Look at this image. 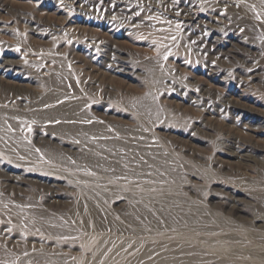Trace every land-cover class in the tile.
I'll return each instance as SVG.
<instances>
[{
  "label": "rangeland",
  "instance_id": "rangeland-1",
  "mask_svg": "<svg viewBox=\"0 0 264 264\" xmlns=\"http://www.w3.org/2000/svg\"><path fill=\"white\" fill-rule=\"evenodd\" d=\"M85 3L0 0V62L13 66L4 70L7 75L0 73V80L21 91L12 90L7 99L1 93L0 107L14 111L28 106L34 90L45 91L49 80L58 79L67 98H75L81 108L93 112L98 128L109 137L100 148L86 146L77 155L67 156L32 139L49 133L45 128L55 123L23 115L12 124L15 127H7L22 143L18 146L11 137L0 138V175L5 168L27 173L45 170L62 180L60 191L66 190L65 185L104 191L102 200L110 208L120 203L116 196L131 201V192L174 191L166 200L194 202L201 215L188 224L172 219V227L155 218L144 224L123 222L115 232L85 223L41 225L33 217L39 210L34 203L44 198L51 185L34 177V182L27 181L22 200L0 191V264H11L13 259L30 264V258L17 256V247L10 242L14 236L27 247L45 246L46 241L48 247L56 248V258L41 257L42 264H77L78 259L92 260L90 247L98 232L115 241L128 232L145 236L156 228L171 240L191 230L210 245L228 248V256L207 250L204 264H256V255L264 258V40L221 26L220 16L210 21L212 0H185L189 20H183L164 0H108L106 6L98 0ZM219 196L228 204L221 203Z\"/></svg>",
  "mask_w": 264,
  "mask_h": 264
},
{
  "label": "bare ground",
  "instance_id": "bare-ground-1",
  "mask_svg": "<svg viewBox=\"0 0 264 264\" xmlns=\"http://www.w3.org/2000/svg\"><path fill=\"white\" fill-rule=\"evenodd\" d=\"M4 2V0H2ZM55 1V0H54ZM68 1V0H62ZM72 5H84L87 0H69ZM129 1V0H128ZM161 1V0H160ZM171 5L176 13H180L183 20H189V6L185 4V0H164ZM261 1V0H260ZM108 0H98V4L107 5ZM138 2V1H137ZM151 2V1H150ZM157 2V1H156ZM239 3H233L231 0H212V6L208 19L215 21L217 16L222 18V25L225 28L233 29L234 31H247L253 36V40H264V4L259 0H242ZM89 3V2H88ZM139 3V2H138ZM93 4V3H92ZM91 4V5H92ZM130 4V3H129ZM159 4V3H158ZM262 4V5H261ZM37 5V4H35ZM69 5V3H68ZM109 5V4H108ZM148 5V4H147ZM169 5V6H170ZM208 5V4H207ZM33 6V4H32ZM123 6V5H122ZM146 6V5H145ZM68 7V6H67ZM75 7V6H74ZM121 7V6H120ZM126 7V6H125ZM140 7V6H139ZM198 7V6H197ZM4 8V7H3ZM58 8V7H57ZM111 8V7H110ZM161 8V7H160ZM82 9V8H81ZM87 9V8H86ZM101 9V8H100ZM106 9V8H105ZM104 9V10H105ZM162 9V8H161ZM63 10V9H62ZM83 10V9H82ZM121 10V9H120ZM194 10V9H193ZM192 10V11H193ZM76 11V10H75ZM111 11V10H110ZM45 12V11H44ZM115 12V11H114ZM120 12V11H119ZM107 13V12H106ZM130 13V12H129ZM242 13L244 15H242ZM63 14V13H62ZM122 14V13H121ZM42 15V14H41ZM48 15V14H47ZM79 15V14H78ZM103 15V14H101ZM20 16V14H19ZM35 16V15H34ZM45 16V15H44ZM49 16V15H48ZM47 16V17H48ZM105 16V15H103ZM113 16V15H112ZM117 16V15H116ZM167 16V15H166ZM207 16V15H206ZM25 17V16H24ZM54 17V15H53ZM58 17V16H57ZM109 17V16H108ZM22 18V17H21ZM97 18V17H96ZM112 18V17H111ZM126 18V17H125ZM107 19V18H105ZM191 19V18H190ZM46 20V19H45ZM61 20V19H60ZM177 20V19H176ZM199 20V19H198ZM221 20V19H220ZM44 21V20H43ZM65 21V19H64ZM113 21V20H112ZM181 21V20H180ZM200 21V20H199ZM119 22V21H118ZM187 22V21H186ZM204 22V19H203ZM209 22V21H208ZM217 22V21H216ZM230 22V23H229ZM35 23V22H34ZM43 23V22H42ZM61 23V22H60ZM39 24V23H38ZM63 24V23H62ZM139 24V23H138ZM28 25V24H27ZM74 25V24H73ZM140 25V24H139ZM220 25V24H219ZM37 26V25H36ZM71 25L69 24V27ZM113 26V25H112ZM210 26V25H209ZM29 27V26H28ZM44 27V26H43ZM62 27V26H61ZM66 27V26H65ZM199 27V26H197ZM213 27V26H211ZM215 27V26H214ZM218 27V26H217ZM38 28V27H37ZM36 28V29H37ZM192 28V27H191ZM190 28V29H191ZM200 28V27H199ZM203 28V27H202ZM210 28V27H209ZM48 29V28H47ZM59 29V28H58ZM67 29V28H66ZM77 29V28H76ZM80 29V28H79ZM78 29V30H79ZM187 29V28H186ZM29 30V29H28ZM41 30V29H40ZM72 30V29H71ZM87 30V29H86ZM105 30V29H104ZM189 30V29H188ZM192 30V29H191ZM200 30V29H199ZM209 30V29H208ZM46 31V30H45ZM61 31V30H60ZM69 31V30H68ZM74 31V30H73ZM187 31V30H186ZM42 32V31H41ZM106 32V31H105ZM35 33V32H33ZM79 33V32H78ZM220 33V32H219ZM240 33V32H239ZM244 33V32H243ZM91 34V33H90ZM107 34V33H106ZM201 34V33H200ZM105 36V35H104ZM209 36V35H208ZM109 37V36H108ZM108 37L106 38L108 40ZM199 37V36H198ZM215 37V36H214ZM218 37V36H217ZM248 37V35H247ZM111 39V37H109ZM194 38V37H193ZM196 38V37H195ZM241 38V37H240ZM244 38H246L244 36ZM221 39V38H220ZM234 39V38H233ZM112 40V39H111ZM201 40V39H200ZM242 40V38H241ZM248 42L251 41L247 38ZM97 41V40H96ZM95 41V42H96ZM194 41V40H193ZM205 41V39H204ZM246 41V40H245ZM118 42V41H117ZM126 42V41H125ZM210 42V41H209ZM217 41H215L216 43ZM35 43V41H34ZM43 43V41H42ZM45 44L47 42H44ZM110 43V42H109ZM114 43V42H113ZM119 43V42H118ZM122 43V42H121ZM203 42L202 45H204ZM230 43V42H229ZM254 43V42H253ZM116 44V43H115ZM195 44V43H194ZM256 44V43H255ZM261 44V43H259ZM113 45V44H112ZM200 45V44H199ZM264 45V44H263ZM32 46V45H31ZM41 46V45H40ZM205 46V45H204ZM210 46V45H209ZM213 47V46H212ZM239 47V46H238ZM243 47V45H242ZM34 48V47H33ZM107 48V46H106ZM111 48V47H110ZM136 47H134L135 49ZM199 48V47H198ZM202 48V46H201ZM204 48V47H203ZM241 48V46H240ZM244 48V47H243ZM35 49V48H34ZM219 49V48H218ZM230 50V49H229ZM241 50V49H240ZM246 50V49H245ZM147 51V50H146ZM239 51V49H238ZM244 51V50H242ZM109 52V51H108ZM114 52V50H113ZM206 52V51H205ZM208 52V51H207ZM213 52V51H211ZM217 52V51H216ZM226 52V51H225ZM245 52V51H244ZM254 52V51H253ZM252 52V53H253ZM74 53V52H73ZM92 53V52H91ZM153 53V52H152ZM228 53V52H227ZM242 53V52H241ZM258 53V52H257ZM8 54V53H7ZM57 54V53H56ZM72 54V53H71ZM104 54V53H103ZM110 54V53H109ZM143 54V53H142ZM150 54V53H149ZM216 54V53H214ZM58 55V54H57ZM213 55V54H212ZM251 55V54H250ZM107 56V55H106ZM111 56V55H110ZM117 56V55H116ZM126 56V55H125ZM211 56V55H210ZM256 56V55H255ZM75 57V55H74ZM95 57V56H94ZM105 57V56H103ZM109 57V56H108ZM112 57V56H111ZM114 57V56H113ZM140 57V56H139ZM214 57V56H213ZM217 57V56H216ZM215 57V58H216ZM32 58V57H31ZM52 58V57H51ZM50 58V59H51ZM87 58V57H86ZM137 58V57H135ZM237 58V57H236ZM79 59V58H78ZM85 59V58H84ZM111 59V58H110ZM211 59V58H210ZM241 59V58H240ZM243 59V56H242ZM9 60V59H8ZM13 60V59H12ZM60 60V59H59ZM82 60V59H81ZM112 60V59H111ZM117 60V59H116ZM139 60V59H138ZM238 60V59H237ZM252 60V59H251ZM4 61V60H3ZM6 61V60H5ZM88 61V60H86ZM85 61V62H86ZM118 61V60H117ZM137 61V60H136ZM261 61V60H259ZM10 62V61H7ZM83 62V61H82ZM107 62V61H106ZM105 62V63H106ZM122 62V61H121ZM239 62V61H238ZM14 63V62H13ZM99 63V62H98ZM261 63V62H260ZM259 63V64H260ZM263 63V62H262ZM12 62L6 64L0 62V73L6 74L4 70H9ZM48 64V63H47ZM101 64V63H100ZM107 64V63H106ZM141 64V63H140ZM61 65V64H60ZM79 65V64H78ZM81 65V64H80ZM110 65V64H109ZM119 65V64H118ZM245 65V64H244ZM42 66V65H41ZM46 66V65H45ZM87 66V65H85ZM84 66V67H85ZM92 66V65H91ZM113 66V65H112ZM242 66V65H241ZM246 66V65H245ZM256 66V65H255ZM77 67V66H76ZM81 67V66H80ZM89 67V66H88ZM101 67V66H100ZM66 68V67H65ZM96 68V66H95ZM105 68V67H104ZM20 69V68H19ZM43 69V68H42ZM56 69V68H55ZM84 69V68H83ZM94 70V68H92ZM119 69V68H118ZM122 69V68H121ZM253 69V68H251ZM262 70V69H261ZM13 71V69H12ZM35 71V70H34ZM44 73V70H41ZM99 71V70H98ZM108 71V70H107ZM248 71V70H247ZM47 72V71H46ZM91 72V70H90ZM104 72V71H102ZM110 72V71H109ZM36 73V72H35ZM42 73V74H43ZM94 73V72H93ZM96 73V72H95ZM98 73V72H97ZM96 73V74H97ZM113 73V72H112ZM123 73V72H122ZM215 73V72H214ZM32 74V73H31ZM48 74V73H47ZM70 74V73H69ZM90 74V73H89ZM92 74V73H91ZM117 74V73H116ZM237 74V72H236ZM21 75V74H20ZM71 75V74H70ZM80 75V74H79ZM98 75V74H97ZM112 75V74H111ZM130 75V74H129ZM133 75V74H132ZM235 75V74H234ZM253 75V74H252ZM256 75V74H255ZM18 76V75H17ZM238 76V75H237ZM240 76V75H239ZM243 75H241L242 78ZM246 76V75H245ZM248 76V75H247ZM250 76V75H249ZM59 77V76H58ZM86 77V76H85ZM63 78V77H62ZM240 78V79H241ZM246 78V77H243ZM251 78V77H249ZM93 79V78H92ZM153 79V78H152ZM166 79V78H165ZM4 80V79H3ZM21 80V79H20ZM31 80V79H30ZM83 80V79H82ZM231 80V79H230ZM238 80V79H237ZM6 81V80H5ZM9 82V80H7ZM66 81V80H65ZM85 81V80H84ZM4 82V81H3ZM33 82V81H32ZM49 86L45 91L34 90L30 100V105L16 108L14 111H10L0 107V138L5 139L11 137L16 145L22 143L16 141V134L11 133L7 128L8 125L13 126L16 119L20 117H36L40 119V122L55 123L53 127H47L42 134H36L31 136L37 142L47 144L53 147L58 152L65 153L67 156L77 155L80 148H86V146L99 147L103 143L108 135L105 134V130L98 128V123L95 121L96 115L88 110H84L80 107L79 102L73 99H68L65 92L61 91V83L58 79L49 80ZM68 82V81H67ZM86 82V81H85ZM167 82V81H166ZM247 82V81H246ZM7 83V82H6ZM1 84L0 80V94L3 93L5 97L14 92L19 93L18 89L12 86L8 87ZM14 83V82H13ZM12 83V84H13ZM11 83H9L10 85ZM11 84V85H12ZM25 84V83H24ZM28 84V83H27ZM69 84V83H68ZM82 84V83H81ZM162 84V83H161ZM166 84V83H165ZM202 84V83H201ZM236 84V83H235ZM243 84V83H241ZM18 85V84H17ZM16 85V86H17ZM36 85V84H35ZM89 85V84H88ZM87 85V86H88ZM29 86V85H28ZM86 86V87H87ZM93 86V85H92ZM20 87V86H19ZM27 87V86H26ZM30 87V86H29ZM77 88V87H76ZM88 88V87H87ZM214 88V87H213ZM20 89V88H19ZM22 89V88H21ZM35 89V88H34ZM89 89V88H88ZM93 89V88H92ZM206 89V88H205ZM211 89V88H210ZM40 90V89H39ZM65 90V88H64ZM71 90V89H70ZM73 90V89H72ZM208 90V89H207ZM206 90V91H207ZM74 91V90H73ZM152 91V90H151ZM210 91V90H209ZM207 91V92H209ZM21 92V91H20ZM23 92V91H22ZM78 92V91H77ZM154 92V91H153ZM205 92V90H204ZM211 92V91H210ZM69 93V92H68ZM157 93V92H155ZM224 93V92H223ZM216 94V93H215ZM238 94V93H237ZM2 95V94H1ZM21 95V94H19ZM156 95V94H155ZM177 95V94H176ZM184 95V94H183ZM189 95V93H188ZM217 95V94H216ZM215 95V97H216ZM239 95V94H238ZM3 96V95H2ZM136 96V95H135ZM146 96V95H145ZM144 96V97H145ZM152 96V95H151ZM158 96V95H157ZM206 96V95H205ZM225 96V95H224ZM212 97V96H211ZM240 97V96H239ZM8 97H6L7 99ZM10 98V97H9ZM67 98V99H66ZM141 98V97H140ZM146 98V97H145ZM148 98V97H147ZM187 98V97H185ZM191 98V97H190ZM200 98V97H199ZM217 98V97H216ZM237 98V97H236ZM236 98L234 100H236ZM4 99V98H3ZM194 99V98H193ZM215 99V98H214ZM225 99V98H224ZM233 99V98H232ZM21 100V99H20ZM189 100V99H188ZM197 101V99H194ZM228 100V99H227ZM230 100V98H229ZM240 100V99H239ZM6 101V100H5ZM14 101V100H12ZM24 101V100H23ZM78 101V100H77ZM134 101V100H133ZM146 101V100H144ZM156 101V100H155ZM191 101V100H190ZM226 101V100H225ZM10 102V101H9ZM8 102V103H9ZM130 102V101H129ZM135 102V101H134ZM178 102V101H177ZM204 102V101H203ZM234 102V101H233ZM17 103V102H16ZM19 103V102H18ZM23 103V102H22ZM136 103V102H135ZM144 103V102H143ZM147 103V102H146ZM209 103V102H208ZM223 103V102H222ZM243 103V101L241 102ZM132 104V103H131ZM145 104V103H144ZM195 104V103H193ZM212 104V103H211ZM236 104V102H235ZM239 104V102H238ZM245 104V103H244ZM12 105V104H11ZM201 105V104H200ZM208 105V104H207ZM205 105V106H207ZM246 105V104H245ZM1 106V105H0ZM86 106V105H85ZM142 106H144L142 104ZM156 106V105H155ZM204 106V105H203ZM227 106V105H226ZM241 106V105H240ZM248 106V105H247ZM252 106V105H251ZM137 107V106H136ZM215 107V106H214ZM244 107V106H243ZM229 108V107H228ZM242 108V107H240ZM255 108V107H254ZM140 109V108H139ZM256 109V108H255ZM113 110V109H112ZM141 110V109H140ZM206 110V109H205ZM208 110V109H207ZM221 110V109H220ZM232 110V109H231ZM244 110V109H243ZM248 110V109H247ZM251 110V109H250ZM151 111V110H150ZM211 111V110H210ZM260 111V110H259ZM29 112V113H28ZM115 112V111H114ZM117 112V111H116ZM140 112V111H139ZM205 112V111H203ZM251 112V111H250ZM257 112V111H256ZM260 112H258L259 114ZM229 114V113H228ZM237 114V113H236ZM257 114V113H255ZM263 114V113H262ZM261 114V116H262ZM98 115V114H97ZM232 115V114H231ZM248 115V114H247ZM109 116V115H108ZM240 116V115H239ZM258 116V115H257ZM98 117V116H97ZM254 117V116H253ZM103 118V117H102ZM199 120V119H198ZM192 121V120H191ZM239 121V120H238ZM38 122V121H37ZM248 122V121H247ZM244 123V122H243ZM249 124V123H248ZM247 124V125H248ZM16 125V124H14ZM49 125V124H48ZM195 126V124H194ZM257 126V125H256ZM15 127V126H13ZM246 127V126H245ZM248 127V126H247ZM251 127V126H250ZM15 129V128H14ZM200 129V128H199ZM257 129V127H256ZM260 129V128H259ZM55 130V132H50ZM194 131V129H193ZM259 131V130H258ZM189 132V131H188ZM197 132V130H196ZM19 133V131H18ZM192 133V131H191ZM234 136V135H231ZM239 136V135H238ZM237 136V137H238ZM190 138V137H189ZM235 138V137H234ZM191 139V138H190ZM225 140V139H224ZM223 140V141H224ZM229 140V139H228ZM185 141V140H184ZM242 141V139L240 140ZM80 142L81 144H79ZM232 142V141H231ZM185 143V142H184ZM246 143V142H245ZM228 144V143H227ZM238 146V143L236 144ZM257 145V144H256ZM254 146V144H253ZM242 147V146H241ZM231 148V147H230ZM255 148V147H254ZM50 150H54L49 148ZM234 149V148H233ZM244 149V148H243ZM249 149V148H248ZM251 149V148H250ZM256 149V148H255ZM54 150L55 152H57ZM235 150V149H234ZM239 150V149H238ZM227 151V150H226ZM233 151V150H232ZM53 152V153H55ZM57 152V153H58ZM225 152V151H224ZM231 152V151H230ZM100 151L98 152V154ZM251 153H254L251 151ZM232 155V154H229ZM246 155V153H245ZM251 155V154H250ZM249 155V156H250ZM254 155V154H253ZM57 156V154H56ZM52 156V157H56ZM240 156V155H239ZM252 156V155H251ZM238 157V156H237ZM245 157V156H244ZM248 157V156H247ZM254 157V156H253ZM242 158V157H241ZM255 158V157H254ZM263 158V157H262ZM259 159V158H258ZM247 160V159H246ZM257 161V160H256ZM259 161V160H258ZM250 162V161H249ZM263 162V161H262ZM255 163V162H254ZM259 163V162H258ZM247 164V162H246ZM256 165V163L254 164ZM9 166V165H8ZM253 166V165H252ZM258 168V167H257ZM260 168V167H259ZM262 168V167H261ZM264 168V166H263ZM3 169V174L0 175V191H8V193H14L16 199H23L22 196L26 194L27 181L37 177L42 181H49L50 185L46 190L43 199L36 201L35 207L39 210L33 212L35 221L41 225L55 224L59 222H71L73 224H84L87 226H94L99 231H106L110 229L112 232L120 229L122 226L120 223L129 222L136 224V222L146 223L147 220L153 218L157 219L161 224H166L168 227L172 222V219L182 220L185 224H188L190 220H196V217L200 216L201 211L199 206L194 202H187L185 200L178 201L166 200L170 199L171 194H175L174 191H169L167 194L156 195L147 192L145 195L139 192L130 193V200L135 197H139V201H127V199L119 198L116 200L117 207L110 208L107 205L108 202H104L105 192L85 187L76 188L74 186L65 185L66 190L60 191L58 188L62 184V180L53 176L50 172L45 170L35 171L34 173H27L13 168ZM37 172V173H36ZM27 174V175H26ZM38 181V180H37ZM36 181V182H37ZM34 182V179L31 181ZM32 184V183H30ZM31 186V185H30ZM48 186V185H47ZM44 186V187H47ZM39 187V186H38ZM62 187V186H61ZM60 187V188H61ZM34 188V187H33ZM59 188V189H60ZM65 188V187H64ZM38 189V188H37ZM43 191V190H42ZM226 192V191H225ZM229 192V191H228ZM7 193V192H6ZM41 193V192H40ZM230 195V194H229ZM232 195V194H231ZM174 196V195H173ZM246 196V195H245ZM18 197V198H17ZM15 198V196H14ZM173 198V197H172ZM222 200L221 203L228 204V200L219 196ZM244 198V197H243ZM156 199L157 201H155ZM163 199V200H162ZM224 199V200H223ZM239 199V198H237ZM245 199V198H244ZM220 200V201H221ZM125 201V203H121ZM241 201V199H240ZM214 203V202H213ZM212 203V204H213ZM245 204V203H244ZM124 205L125 208H119ZM217 205V204H216ZM220 207V205H219ZM60 208L62 210H57ZM215 208V207H214ZM221 208V207H220ZM223 208V207H222ZM221 208V209H222ZM231 208V207H230ZM233 208V207H232ZM49 212L47 215L45 211ZM226 209V208H225ZM228 209V208H227ZM64 210V211H63ZM231 211V210H230ZM50 212L54 215H51ZM229 212V211H228ZM225 213V212H224ZM227 213V212H226ZM232 213V212H231ZM56 215V216H55ZM247 216V215H246ZM244 217V216H243ZM242 216L240 218H243ZM235 218V216H234ZM237 218V217H236ZM239 218V217H238ZM245 218V217H244ZM154 219V220H155ZM197 221V220H196ZM255 223V222H254ZM101 225H105L101 228ZM119 225V226H118ZM259 226V225H258ZM52 228V227H51ZM174 228V227H173ZM50 229V228H48ZM3 230V229H2ZM176 231H182L181 228H176ZM153 233H156L154 235ZM159 233H163L159 235ZM101 232H98L97 236L93 238V244H91L92 260L83 261L77 260V264H204L206 262V251H211L216 255L228 256V248L218 244H208L202 239L197 232L187 230L185 234L180 235L175 240L169 239L164 232H161L158 228L154 231L142 235H133L127 233L125 236L115 237L116 240L112 241V238L108 236H102ZM127 236V237H126ZM5 237V236H4ZM2 237V238H4ZM6 239V237L4 238ZM2 241V240H1ZM4 241V240H3ZM10 242L17 247V256L25 257L26 260L30 258V264H42L39 262V258L47 256V260L56 258V248L48 247L46 241L45 246H29L22 245V240L14 236L10 239ZM41 243V242H40ZM32 244V242H31ZM30 244V245H31ZM10 245V244H9ZM34 245V244H33ZM8 246V245H7ZM62 249V247H61ZM64 250V249H63ZM251 256V255H250ZM45 258V257H44ZM85 258V257H84ZM50 259V260H49ZM256 264H264V258H260L256 255L254 258ZM86 260V259H85ZM208 260V259H206ZM33 262V263H32ZM19 260L13 259L11 264H17Z\"/></svg>",
  "mask_w": 264,
  "mask_h": 264
}]
</instances>
